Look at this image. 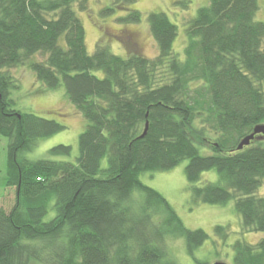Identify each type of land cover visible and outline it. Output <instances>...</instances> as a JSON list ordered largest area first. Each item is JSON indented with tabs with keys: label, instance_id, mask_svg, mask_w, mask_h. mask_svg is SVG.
<instances>
[{
	"label": "trees",
	"instance_id": "1",
	"mask_svg": "<svg viewBox=\"0 0 264 264\" xmlns=\"http://www.w3.org/2000/svg\"><path fill=\"white\" fill-rule=\"evenodd\" d=\"M89 1L0 0L3 188L15 189L12 208H0V264H179L169 247L178 239L194 264H211L195 257L210 235L187 228L168 199L140 179L185 160L191 205L235 201L242 233L263 234L256 244L231 245L233 264H264V196L256 195L264 181V137L238 150L264 124L259 0H210L199 8L188 21L184 59L173 48L177 26L157 12L147 18L156 57L123 58L104 39L90 54L75 9L86 12ZM136 1L115 0L102 14ZM130 12L123 24L141 22L139 11ZM22 66L48 90L64 85L88 121L75 161L52 159L72 156L64 144L49 149L52 158L24 156L66 126L15 108L18 83L5 70ZM211 170L219 181L197 186ZM214 233L227 244L229 226L217 225Z\"/></svg>",
	"mask_w": 264,
	"mask_h": 264
},
{
	"label": "rangeland",
	"instance_id": "2",
	"mask_svg": "<svg viewBox=\"0 0 264 264\" xmlns=\"http://www.w3.org/2000/svg\"><path fill=\"white\" fill-rule=\"evenodd\" d=\"M114 1L90 0L86 12H81L75 7L86 30V46L90 54H94L97 43L104 39L111 52L123 58L133 53L147 58L156 57L158 48L147 18L150 13L157 12L165 13L177 26L178 34L173 48L174 52L184 59L188 21L196 16L199 8L208 5L210 0H137L134 4L128 5L124 11L116 10L112 15L102 14V10L111 6ZM128 10L139 11L142 15L141 22L123 24L120 19L131 13ZM256 20L264 23V0H259ZM37 58L42 59V56ZM5 71L9 72L18 83V88L12 90L11 94L16 101L17 110L56 120L66 126L64 131L50 138L41 139L35 149L24 153V156L31 161L52 158L48 156L49 149L64 144L72 146V156L52 159L75 161L79 155V137L85 131L88 121L70 103L64 85L57 90H48L29 68L23 66ZM96 74L103 75L102 72ZM7 143V138L0 136V208L10 210L15 204V189L3 188L7 171ZM262 145L264 146V140ZM200 150L203 155L212 153L208 147H200ZM187 164L188 160H185L170 171L146 172L140 179L168 199L187 228L203 229L210 235V238L196 250V258L209 261L211 264L219 261L233 264L234 252L231 245L237 240L256 244L263 234L242 233L241 216L236 210L235 201L226 205H191V187L185 173ZM218 181L217 171H206L197 186ZM256 195L264 196V181ZM217 225L229 226L230 237L227 244H224L214 233ZM169 247L179 264H194V259L187 254L184 239L171 240Z\"/></svg>",
	"mask_w": 264,
	"mask_h": 264
},
{
	"label": "water",
	"instance_id": "3",
	"mask_svg": "<svg viewBox=\"0 0 264 264\" xmlns=\"http://www.w3.org/2000/svg\"><path fill=\"white\" fill-rule=\"evenodd\" d=\"M149 124L146 123V128L141 136V138L145 137L148 131ZM256 136H262L264 137V124H260L254 127L253 131L251 134L247 135L238 145V150H243L245 147L249 146L251 142H253L256 139ZM213 264H227L225 262H215Z\"/></svg>",
	"mask_w": 264,
	"mask_h": 264
}]
</instances>
